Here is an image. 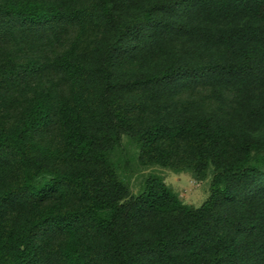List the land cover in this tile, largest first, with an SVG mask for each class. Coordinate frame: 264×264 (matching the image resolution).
Instances as JSON below:
<instances>
[{
  "label": "trees",
  "instance_id": "trees-1",
  "mask_svg": "<svg viewBox=\"0 0 264 264\" xmlns=\"http://www.w3.org/2000/svg\"><path fill=\"white\" fill-rule=\"evenodd\" d=\"M0 264H264V0H0Z\"/></svg>",
  "mask_w": 264,
  "mask_h": 264
},
{
  "label": "rangeland",
  "instance_id": "rangeland-1",
  "mask_svg": "<svg viewBox=\"0 0 264 264\" xmlns=\"http://www.w3.org/2000/svg\"><path fill=\"white\" fill-rule=\"evenodd\" d=\"M136 147L124 137L118 160L121 173L130 184L133 193H137L142 179L149 173L160 174L164 182L175 192L180 200L194 207H199L209 195L211 177L197 181L188 172H175L159 166L143 167L136 162Z\"/></svg>",
  "mask_w": 264,
  "mask_h": 264
}]
</instances>
